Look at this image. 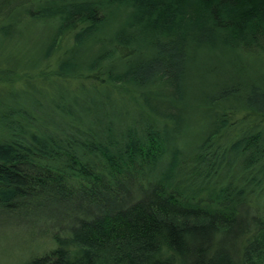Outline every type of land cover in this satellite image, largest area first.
Returning a JSON list of instances; mask_svg holds the SVG:
<instances>
[{
    "label": "trees",
    "instance_id": "16d2710c",
    "mask_svg": "<svg viewBox=\"0 0 264 264\" xmlns=\"http://www.w3.org/2000/svg\"><path fill=\"white\" fill-rule=\"evenodd\" d=\"M2 212L22 264H264V0H0Z\"/></svg>",
    "mask_w": 264,
    "mask_h": 264
},
{
    "label": "rangeland",
    "instance_id": "374dc122",
    "mask_svg": "<svg viewBox=\"0 0 264 264\" xmlns=\"http://www.w3.org/2000/svg\"><path fill=\"white\" fill-rule=\"evenodd\" d=\"M0 214V264H22L31 253L53 245L49 237L43 235V225L33 232L29 219L20 222L12 213Z\"/></svg>",
    "mask_w": 264,
    "mask_h": 264
}]
</instances>
